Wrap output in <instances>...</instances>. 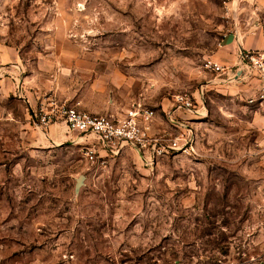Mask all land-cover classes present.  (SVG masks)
<instances>
[{"label": "rangeland", "instance_id": "obj_1", "mask_svg": "<svg viewBox=\"0 0 264 264\" xmlns=\"http://www.w3.org/2000/svg\"><path fill=\"white\" fill-rule=\"evenodd\" d=\"M256 28L264 0H0V264H264V104L203 65ZM45 96L175 111L192 151L91 162L32 122Z\"/></svg>", "mask_w": 264, "mask_h": 264}, {"label": "built area", "instance_id": "obj_2", "mask_svg": "<svg viewBox=\"0 0 264 264\" xmlns=\"http://www.w3.org/2000/svg\"><path fill=\"white\" fill-rule=\"evenodd\" d=\"M204 68L218 76H226L229 68L212 60L204 62ZM241 68L247 75H253L259 83L258 100L264 104V50H248L241 53ZM39 100L32 120L42 129L52 125H63L69 132L78 134L84 141V157L93 162L98 152L104 156L116 157L125 148H129L142 156L147 164H153L157 159L172 153H190L192 146L190 136L185 132L170 138V128L183 130L182 119L175 111L164 112V122L169 129L158 132L154 123L158 116L156 112L142 104H132L118 113H91L79 109L54 98L45 96ZM194 98L187 93L174 97V110H189L193 108ZM250 103L253 100L249 101ZM182 121V122H181ZM187 129V128H186Z\"/></svg>", "mask_w": 264, "mask_h": 264}, {"label": "crops", "instance_id": "obj_3", "mask_svg": "<svg viewBox=\"0 0 264 264\" xmlns=\"http://www.w3.org/2000/svg\"><path fill=\"white\" fill-rule=\"evenodd\" d=\"M225 37L226 36H223V38ZM262 49H264V38L263 35L260 34L257 28L253 33H249V34L245 33L244 35H239V37L236 34L233 35L232 37H226L225 42H223V45L220 46V48L213 54L211 58L214 62L229 68V72L227 73L226 76H218L219 79L217 82H220L219 83L220 85L218 84V86H221L223 87V89L226 90L237 84L244 85L245 87L247 83V85L251 86V89L256 93L257 90L259 89L260 83L255 77H253V79H251L250 81L248 78L251 75H247L246 72L242 70L240 65L241 53L246 52L248 50H262ZM235 67H237V69L235 70V72H233L232 69ZM36 105L34 106L33 109H31V116H30L31 120H32V113L35 111ZM124 110L125 108L115 109V110L112 109L111 113H118L119 111H124ZM33 123L35 124V122ZM162 124H163V130L160 131L164 132L169 129V126L165 122H162ZM47 129H49L52 135L55 134L59 135L61 134L63 129H65V127L63 125H52Z\"/></svg>", "mask_w": 264, "mask_h": 264}, {"label": "water", "instance_id": "obj_4", "mask_svg": "<svg viewBox=\"0 0 264 264\" xmlns=\"http://www.w3.org/2000/svg\"><path fill=\"white\" fill-rule=\"evenodd\" d=\"M82 177H79L77 180H76V184H75V190L77 191L78 188L82 185Z\"/></svg>", "mask_w": 264, "mask_h": 264}]
</instances>
